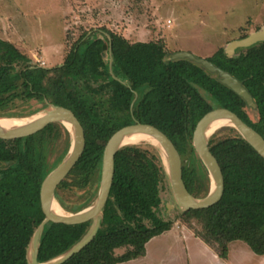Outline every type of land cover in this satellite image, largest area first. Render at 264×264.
<instances>
[{"label": "trees", "instance_id": "obj_1", "mask_svg": "<svg viewBox=\"0 0 264 264\" xmlns=\"http://www.w3.org/2000/svg\"><path fill=\"white\" fill-rule=\"evenodd\" d=\"M108 34L110 45L109 41L106 44L97 37L82 40L85 45L82 50L78 40L62 67L24 65L15 78L12 72L16 66L28 62L29 58L12 43L0 39V106L8 101L9 96L5 95L18 89L19 79L23 89L21 98L48 100L67 107L82 124L84 152L69 173L77 179L75 184L87 183L93 171L100 169L107 140L119 128L132 123L130 102L134 92L145 87L152 92L140 100L135 117L163 131L181 157L188 149L194 151L188 136L198 120L212 109L207 97L239 114L264 137V41L241 49L233 57H227L221 48L207 58L241 80L251 93L259 113V121L253 124L241 112L245 101L201 65L188 59L173 60L160 42H128L112 32ZM108 46L113 73L125 80L126 85L112 78L108 70L104 60ZM210 150L223 173V195L208 208L190 209L182 215L201 224L200 231H192L222 259L227 258L229 243L236 240L246 242L254 253L264 255V159L242 138L217 142ZM138 151L128 147L116 153L113 183L101 227L91 242L62 264L126 262L144 256L146 243L171 228V221L156 214L161 204L158 187L161 173ZM1 154L6 159L7 152L3 150ZM142 157L146 159L142 164L145 170L136 165ZM45 176V172H3L0 264H27L26 247L44 219L39 192ZM182 177L188 191L198 195L194 172L185 162ZM88 225L89 222L76 225L50 222L41 237L38 260L44 262L63 253L82 237ZM122 247L125 251L116 254L115 250Z\"/></svg>", "mask_w": 264, "mask_h": 264}, {"label": "rangeland", "instance_id": "obj_2", "mask_svg": "<svg viewBox=\"0 0 264 264\" xmlns=\"http://www.w3.org/2000/svg\"><path fill=\"white\" fill-rule=\"evenodd\" d=\"M262 26L264 0H0V39L12 43L29 58L28 62L16 66L12 72L13 78L24 65L62 67L78 40L82 50L85 47L82 40L90 41L101 37L108 44V31L128 42H160L169 56L181 50L209 58L230 41L248 35ZM104 60L113 74L109 53H104ZM18 85L17 90L5 95L9 97L4 106H0V118H27L50 109L52 103L48 100L21 98L23 89L19 79ZM79 85V90L83 93L81 82ZM145 92L152 90L147 87L141 90L134 97L131 110L136 109ZM247 112L252 120L257 119L255 111L247 109ZM39 137L46 147V169L52 171L66 157L72 133L63 124L52 123ZM229 138L243 137L235 127L226 126L211 133L208 144L211 146ZM188 141L192 145V133L188 136ZM128 147L137 148L140 154L152 161L157 172L161 173L158 183L161 198L158 216L172 224L186 225L200 231L201 224L194 218L186 219L182 215L183 210L176 205L159 147L144 142L140 145L121 146L119 150ZM145 160L142 157L136 163L141 170H145L142 166ZM182 160L194 172V186L199 193L193 196L205 197L212 185L207 167L196 151L191 152L190 149ZM93 172L87 183L82 181L79 185L75 184L77 179L68 174L58 186L54 200L64 214H74L94 201L99 190L101 171L96 169ZM144 223L149 224L147 220ZM157 241L158 243L152 242L148 248L153 257L165 255L164 258H170L166 264H186L180 241L176 244L165 238ZM171 250L177 251V256L173 255L171 258L169 253L174 252H170ZM250 256L260 258L252 253L246 242L230 243L229 258L233 264H257L258 261H252ZM151 258H148L150 264L154 259Z\"/></svg>", "mask_w": 264, "mask_h": 264}, {"label": "water", "instance_id": "obj_3", "mask_svg": "<svg viewBox=\"0 0 264 264\" xmlns=\"http://www.w3.org/2000/svg\"><path fill=\"white\" fill-rule=\"evenodd\" d=\"M259 41H264V26L249 33L243 38L230 41L224 47V52L228 57H232L237 50L250 47ZM171 58L173 60L188 59L201 65L222 84L239 95L246 102L247 106L251 109L255 108L256 104L251 94L242 85V82L229 72L216 66L207 58L199 57L189 51L181 50L172 53ZM221 118L228 119L231 126L235 127L243 139L264 159V138L260 133L245 123L236 113L227 108L220 107L208 111L198 120L192 131V146L201 161L207 167L212 179V185L209 193L205 197L196 198L186 188L182 177V159L172 140L154 125L134 122L121 127L107 140L102 153L100 184L97 196L88 207L74 214H56L52 212L50 208L51 203L55 201V190L57 186L70 173L84 152L85 132L74 112L67 107L51 104L49 110L38 119L28 124L8 130H3L0 127V138L2 139L31 136L52 123H61L72 133V142L66 157L58 166L48 172L41 182L39 198L44 219L34 230L26 247L27 264H62L91 242L101 227L103 210L113 183L115 155L119 148L123 146L121 144L122 139L133 133H143L151 136L159 144L161 149H163L166 158L165 166L168 171L167 174L177 207L183 211H188L190 209L197 210L208 208L216 204L221 199L224 192V178L221 167L208 145L209 135L206 136V130L211 122ZM50 222L66 225L89 222V225L82 237L71 247L47 261L40 262L38 260L40 241L44 228Z\"/></svg>", "mask_w": 264, "mask_h": 264}, {"label": "flooded vegetation", "instance_id": "obj_4", "mask_svg": "<svg viewBox=\"0 0 264 264\" xmlns=\"http://www.w3.org/2000/svg\"><path fill=\"white\" fill-rule=\"evenodd\" d=\"M247 36V35H245ZM243 36V37H245ZM241 37V38H243ZM101 38V37H100ZM105 41L104 38H101ZM239 39V38H238ZM136 42V41H135ZM262 42V41H259ZM257 42V43H259ZM106 43V41H105ZM257 43L253 44L256 45ZM252 45V46H253ZM223 48V47H222ZM248 48V47H247ZM246 48H243L242 50H245ZM224 50V48H223ZM110 47L108 46L107 50L104 51V53H106L110 56V60H109V64L112 67V57H111V52H110ZM241 51L238 50L236 51L233 56H236L239 54V52ZM225 53V52H224ZM226 54V53H225ZM227 56V55H226ZM232 56V57H233ZM228 57V56H227ZM109 70V69H108ZM113 70V67H112ZM110 72V71H109ZM112 78L122 82L123 84H127L125 80H121L119 77H116L114 75V73L112 74L110 72ZM239 80V79H238ZM241 81V80H239ZM242 82V81H241ZM242 85L244 86L243 82ZM245 87V86H244ZM246 88V87H245ZM247 89V88H246ZM141 92V91H140ZM249 92V91H248ZM139 92H134V97H136V95H138ZM149 92H145L142 95V98L148 94ZM250 93V92H249ZM251 94V93H250ZM252 96V95H251ZM134 97L132 99V101L130 102V108H129V112L131 115V121L132 123L134 122H140L138 121V119L135 117L134 115V111L136 110H131L132 104L134 102ZM142 98L140 100H142ZM253 98V96H252ZM207 102L210 106H212V109L215 108H220L222 106L218 105L216 103V101H214L213 99H210L209 97L206 98ZM140 100L137 103V106L140 102ZM255 104L256 101L253 98ZM246 104V102H245ZM136 106V108H137ZM226 108V107H223ZM211 109V110H212ZM228 109V108H227ZM247 109H251L249 106L243 107L241 109V112L246 116V118L253 124H257V122L259 121V113H258V109H257V104L255 106V108H252L251 110L256 112V116L257 119L254 121L252 120V118L249 116ZM230 110V109H229ZM210 111V110H209ZM232 111V110H231ZM234 112V111H232ZM207 113V112H206ZM236 113V112H234ZM237 114V113H236ZM239 116V114H237ZM240 117V116H239ZM241 118V117H240ZM242 119V118H241ZM243 120V119H242ZM244 121V120H243ZM245 122V121H244ZM129 123V124H132ZM142 123V122H141ZM247 123V122H245ZM127 124V125H129ZM248 124V123H247ZM249 126H251L250 124H248ZM126 126V125H125ZM252 127V126H251ZM195 128V127H194ZM253 129H255L254 127H252ZM120 129V128H119ZM48 127H45L44 129H42L41 131L37 132V134L40 135V133L47 131ZM257 131V130H256ZM258 132V131H257ZM259 133V132H258ZM263 137V136H262ZM264 138V137H263ZM243 139V138H242ZM2 140H5V142H3ZM142 144V143H141ZM133 145H140L138 143L133 144ZM209 145V144H208ZM192 146V145H191ZM210 147V145H209ZM193 148V146H192ZM194 149V148H193ZM5 150L7 152V157L6 159L2 158V154L1 152ZM119 151V150H118ZM117 151V152H118ZM195 151V149H194ZM179 152V151H178ZM181 156V155H180ZM146 157V156H145ZM182 159V157H181ZM46 161H47V154H46V147H45V143L43 142L42 138H40L39 136H31V137H21V138H15V139H2L0 138V179L2 177L3 172H49L50 170L46 169ZM115 163V161H114ZM182 166H183V160H182ZM71 172V171H70ZM61 184V183H60ZM59 184V185H60ZM58 185V186H59ZM57 186V188H58ZM56 188V189H57ZM56 192V190H55ZM109 198V197H108ZM159 208V207H158ZM158 210V209H157ZM157 214V211H156ZM158 215V214H157Z\"/></svg>", "mask_w": 264, "mask_h": 264}, {"label": "crops", "instance_id": "obj_5", "mask_svg": "<svg viewBox=\"0 0 264 264\" xmlns=\"http://www.w3.org/2000/svg\"><path fill=\"white\" fill-rule=\"evenodd\" d=\"M170 234L171 236H168ZM165 238L166 241L170 239L174 244L176 242H181L183 255L185 258L186 264H233L230 261L229 258V245H228V255L226 259H222L218 257V255L215 253V251L208 246L204 241H202L199 237H197L192 229L187 227L186 225H180V224H172L171 228L159 235H156L152 237L145 245V255L126 261L118 264H150L148 262V258L152 257L153 261H151V264H166L169 263L170 258L166 259L164 258L165 255H161L158 257H153L151 251L148 252L149 246L152 244V242L158 243V239ZM177 239V240H176ZM241 241V240H236ZM172 243V244H173ZM171 246V243L169 244ZM169 246V247H170ZM168 247V248H169ZM172 247V246H171ZM170 250V249H169ZM181 250V251H182ZM251 250V249H250ZM125 251V248H118L115 250L116 254H121ZM174 251L173 253H169L171 258H173V255L177 256V251L171 250L170 252ZM252 251V250H251ZM252 253H254L252 251ZM256 254V253H254ZM260 258H254V256H250L252 261H258L257 264H264V255H258ZM256 256V257H257ZM259 259V260H257Z\"/></svg>", "mask_w": 264, "mask_h": 264}, {"label": "bare ground", "instance_id": "obj_6", "mask_svg": "<svg viewBox=\"0 0 264 264\" xmlns=\"http://www.w3.org/2000/svg\"><path fill=\"white\" fill-rule=\"evenodd\" d=\"M45 112H40V113L34 114V115L30 116V117L20 118V119H16V118H0V127L3 130H8V129H11V128H16V127H19V126H23L25 124H28L31 121H34V120L38 119ZM66 125H68V124H66ZM226 126H231V123H230V121L228 119L221 118V119L215 120V121L211 122L210 125L208 126V128L206 130V136L210 135L211 133L219 130L220 128L226 127ZM144 142L152 143V144L156 145L157 147H159V149L161 150L163 162L166 165V162H165L166 158H165V154L163 152V149H161L159 144L151 136H149L147 134L133 133V134L127 135V136H125L122 139L121 144L123 146H126V145H133V144H136V143L141 144V143H144ZM50 208H51L52 212H54L56 214H63V211L60 209V207L58 206V204L55 201L51 203Z\"/></svg>", "mask_w": 264, "mask_h": 264}]
</instances>
